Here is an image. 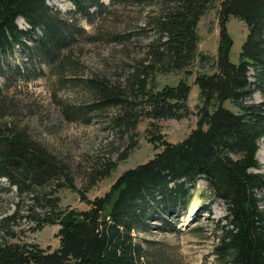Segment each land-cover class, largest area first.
<instances>
[{
    "label": "trees",
    "instance_id": "obj_1",
    "mask_svg": "<svg viewBox=\"0 0 264 264\" xmlns=\"http://www.w3.org/2000/svg\"><path fill=\"white\" fill-rule=\"evenodd\" d=\"M69 1L76 7V17L104 6L102 0ZM217 1L159 0V12L147 17L156 37L124 82L84 81L98 97L86 112L117 106L119 112L111 122L134 133L142 118L188 116L192 71L187 68L199 57L200 64L213 70L195 77L201 100L197 127L178 142L168 141L162 133L151 136L149 140L161 150L124 171L104 195L89 199L88 209L62 207L55 195L51 180L65 172L63 162L24 132L10 127L0 131V183L6 178L10 185L0 184V188L15 186L22 200H14L17 209L12 214L0 216V230H4L0 264H154L146 245L150 240L142 234L179 233L181 218L188 213L193 190L202 178L228 210L215 247L219 264H264V170L257 157L264 142V100L249 101L256 91L264 97V0L220 1L218 47L210 55L198 50V24ZM231 17L248 27L237 63L230 56L234 39L227 24ZM21 18L29 28L19 27ZM75 20L48 0H0V68L17 47L55 60L79 35ZM177 71H185V77L155 89L154 75ZM227 101L238 110L226 106ZM79 110L71 107L64 113L69 119H80ZM133 147L135 141L129 146ZM127 156L128 151L120 158ZM114 166L105 162L95 173L107 175ZM57 178L56 187L69 185ZM66 180L72 181L70 176ZM26 197L31 201L23 207ZM23 208L27 213L21 217H28L37 229L45 224L60 226L57 248L10 242L16 236L11 224Z\"/></svg>",
    "mask_w": 264,
    "mask_h": 264
},
{
    "label": "rangeland",
    "instance_id": "obj_2",
    "mask_svg": "<svg viewBox=\"0 0 264 264\" xmlns=\"http://www.w3.org/2000/svg\"><path fill=\"white\" fill-rule=\"evenodd\" d=\"M102 1L104 6L101 9L94 8L87 16L76 17V7L71 1L48 0L65 17L76 19L74 22L81 29L76 40L53 61L34 56L29 49L17 47L0 68V131H7L10 127L24 132L63 162L65 172L51 180L52 188L55 187V195L60 197L62 207L80 210L90 207L89 199L104 195L124 171L148 161L161 150L149 140L151 136L162 133L168 141L178 142L197 127L201 100L195 77L198 72L213 71L210 65L200 64L199 57L187 68L192 71L188 77L192 85L190 114L182 119L142 118L132 133L115 127L111 122L119 112L117 106H102L87 113L86 110L92 107L98 97L84 81L108 78L113 83L119 80L124 82L126 73L134 71V67L141 63L147 45L156 37V30L149 26L147 17L159 12V0ZM220 1L199 21V52L210 55L217 52ZM17 21L19 27L29 28L22 18ZM227 25L234 39L231 60L237 63L248 35V27L235 17H231ZM28 43V46L33 45L32 42ZM183 77L185 71L157 73L152 82L157 90L166 84H176ZM263 100L262 94L256 91L249 101ZM225 104L235 109L230 101ZM66 107L79 108L81 118H67L64 113L68 109ZM133 141L136 147L130 149ZM126 151L128 156L120 158ZM257 157L264 170V142H261ZM108 161L115 163L109 174L100 176L95 173ZM65 175L70 176L72 181L66 180ZM57 177L69 185L56 187L59 182ZM0 184L3 187L10 186L6 178H2ZM193 192L189 211L181 218L179 233L142 234V237L150 240L146 245L153 255L154 264H219L215 247L220 242L219 226L227 222V205L212 196L205 178L197 182ZM16 195L15 186L9 190L0 188L1 217L17 209L14 200H22ZM23 201L25 207L31 200L26 197ZM37 211L40 209L37 208ZM26 213V208L20 210L16 221L11 224L10 229L15 231L16 236L10 242L57 248L60 244L57 236L60 226L45 224L37 229L32 220L21 217ZM3 231L0 230V235Z\"/></svg>",
    "mask_w": 264,
    "mask_h": 264
}]
</instances>
